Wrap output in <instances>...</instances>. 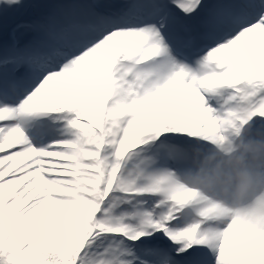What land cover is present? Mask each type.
<instances>
[{
  "label": "snow or ice",
  "instance_id": "obj_1",
  "mask_svg": "<svg viewBox=\"0 0 264 264\" xmlns=\"http://www.w3.org/2000/svg\"><path fill=\"white\" fill-rule=\"evenodd\" d=\"M0 264H264V0H0Z\"/></svg>",
  "mask_w": 264,
  "mask_h": 264
},
{
  "label": "rangeland",
  "instance_id": "obj_2",
  "mask_svg": "<svg viewBox=\"0 0 264 264\" xmlns=\"http://www.w3.org/2000/svg\"><path fill=\"white\" fill-rule=\"evenodd\" d=\"M25 18H27L26 16H22V17H18L17 19H25ZM10 23H11V21H10Z\"/></svg>",
  "mask_w": 264,
  "mask_h": 264
}]
</instances>
